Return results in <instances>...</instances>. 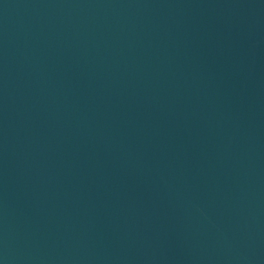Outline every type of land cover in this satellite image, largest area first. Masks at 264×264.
I'll return each instance as SVG.
<instances>
[{
    "label": "water",
    "instance_id": "obj_1",
    "mask_svg": "<svg viewBox=\"0 0 264 264\" xmlns=\"http://www.w3.org/2000/svg\"><path fill=\"white\" fill-rule=\"evenodd\" d=\"M0 264H264V0H0Z\"/></svg>",
    "mask_w": 264,
    "mask_h": 264
}]
</instances>
